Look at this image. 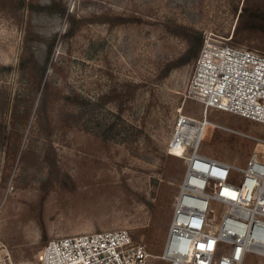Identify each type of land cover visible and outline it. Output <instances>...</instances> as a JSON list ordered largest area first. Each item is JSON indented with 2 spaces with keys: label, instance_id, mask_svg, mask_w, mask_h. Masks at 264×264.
Here are the masks:
<instances>
[{
  "label": "rangeland",
  "instance_id": "374dc122",
  "mask_svg": "<svg viewBox=\"0 0 264 264\" xmlns=\"http://www.w3.org/2000/svg\"><path fill=\"white\" fill-rule=\"evenodd\" d=\"M31 1L46 5L52 0ZM58 1L78 18L111 13L135 15L143 22L116 28L89 24L75 37L65 38L67 17L21 13L10 7L0 11V68H13L0 72V88L20 113L32 110L27 125L10 116L0 118V243L4 245L0 257L9 252L15 264H23L25 249L34 244L127 229L145 246L144 264H171L162 255L186 163L167 148L178 117L186 114L202 120L205 104L190 94L194 62L174 69L161 82L156 80L162 65L186 49L167 26L173 22L191 26L203 33L204 40L211 36L264 55L259 38L241 41L234 35L238 20L234 4L238 2L241 11L245 0ZM56 34L46 87L37 94L36 74L30 70L24 75L19 64L32 55L44 63L47 46L41 39ZM121 86L133 96L121 119H115L114 104L99 114L88 111L78 117L83 110L72 102L74 96L95 101ZM207 117L221 128L211 142L199 145L200 155L236 169L247 167L254 150L264 160L257 146L264 142L263 123L220 109L208 110ZM112 121L119 122L123 141L104 142L90 130L98 131L100 124ZM46 154L72 176L73 185L62 188L58 182H47L51 168ZM236 169L229 184L238 186L242 173ZM206 192L213 195V185ZM211 207L219 223L228 207L215 200ZM229 248L221 244L218 254ZM243 264H264V256L248 252Z\"/></svg>",
  "mask_w": 264,
  "mask_h": 264
},
{
  "label": "built area",
  "instance_id": "2783aa9c",
  "mask_svg": "<svg viewBox=\"0 0 264 264\" xmlns=\"http://www.w3.org/2000/svg\"><path fill=\"white\" fill-rule=\"evenodd\" d=\"M189 89L205 104V112L202 120L181 114L167 148L169 154L185 160L186 173L174 197L162 259L171 264H243L248 252L264 256V160L254 150L247 167L236 169L200 155L198 147L211 142L221 128L208 119V110L220 109L264 124V55L206 37ZM257 146L264 154V142ZM232 169L242 173L238 186L229 184ZM212 185L213 195L206 192ZM212 200L228 207L219 223L214 221ZM221 244L230 248L219 255ZM3 246L0 243V249ZM24 253L23 264H144L147 256L144 244L127 229L56 237ZM0 264L15 263L7 252Z\"/></svg>",
  "mask_w": 264,
  "mask_h": 264
},
{
  "label": "trees",
  "instance_id": "16d2710c",
  "mask_svg": "<svg viewBox=\"0 0 264 264\" xmlns=\"http://www.w3.org/2000/svg\"><path fill=\"white\" fill-rule=\"evenodd\" d=\"M10 7L12 10H17L21 13L25 11L37 14L58 15L59 17H67L68 29L62 36L65 38H73L80 31V29L89 24H106L109 28H116L126 25L141 24L143 22L141 17L135 15H117L111 13H103L92 15L90 17L78 18L76 14L71 13L68 10L66 4L62 1L52 0L51 3L43 5L31 0H0V11ZM240 10L238 2L234 4V12L237 16V24L234 31L236 38L239 36L241 41H245L252 38H259L261 49H264V0H245ZM169 34L183 41L186 45L185 51L178 57L166 61L157 76V81H163L168 78L174 69L195 63L200 55L203 43V33L191 26H186L173 22L170 26H167ZM47 46L45 62L41 63L34 55L22 59L19 64V68L25 75L28 71H32L37 77V94L41 93V90L45 87L44 80L48 71V65L51 57L54 53V48L58 42V34L51 39H41ZM13 70L12 67L3 66L0 68V72L10 73ZM129 90L124 86L115 87L106 95L100 96L97 100L91 101L90 99L82 96H74L71 100L77 106L80 111L78 117L83 118L88 111H92L94 115L99 114L105 109L108 104H114L115 107V119H121V115L125 112L126 102L132 99L133 96L128 97ZM43 105L40 107V114L43 113ZM32 115L31 108H25L21 113L17 110V106L11 105L10 99L6 97V93L0 88V118L10 116L12 120L20 121L23 125H27V122ZM100 128L90 129L101 138L104 142L111 140H121L123 132L119 130V122L112 121L110 124H100ZM10 140V137H8ZM2 146V139L0 140V147ZM20 150H17V154ZM26 151L22 152V159H26ZM45 160L50 165V172L47 177V182H58L62 188H67L74 184L72 176L60 166L57 165L56 159L49 154H46ZM151 209H154V205L151 202H146ZM44 240H47V234H44Z\"/></svg>",
  "mask_w": 264,
  "mask_h": 264
},
{
  "label": "bare ground",
  "instance_id": "6f19581e",
  "mask_svg": "<svg viewBox=\"0 0 264 264\" xmlns=\"http://www.w3.org/2000/svg\"><path fill=\"white\" fill-rule=\"evenodd\" d=\"M209 228L210 230L215 231V228L213 226H210Z\"/></svg>",
  "mask_w": 264,
  "mask_h": 264
}]
</instances>
